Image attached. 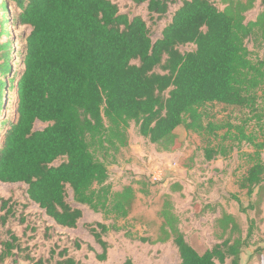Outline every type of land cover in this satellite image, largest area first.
Returning <instances> with one entry per match:
<instances>
[{"label":"trees","instance_id":"obj_1","mask_svg":"<svg viewBox=\"0 0 264 264\" xmlns=\"http://www.w3.org/2000/svg\"><path fill=\"white\" fill-rule=\"evenodd\" d=\"M133 1L147 3L153 19L163 18L177 3ZM219 1L223 8L211 0H182L155 40L147 20L122 12L112 0L0 3V36L9 35V5L17 10L14 21L30 27L17 70L12 71L11 42H0V181L27 184L28 199L63 227L75 228L83 217L82 208L67 200L68 188L76 203L111 220L86 225L101 247L96 253L100 261L108 259L107 234L124 230L128 238L144 243L172 240L180 264H242L252 226L243 236L235 216L223 211L216 223L228 236L200 253L180 229L170 194L165 195L155 237L135 236L121 221L130 219L137 193H149L148 183L136 180L139 189L134 183L115 189L109 171V163L130 144L132 122L139 136L168 152L177 144L175 130L184 126L200 136L220 138L215 145L207 141V160L230 153L233 145H226L227 140L251 145L253 150L246 152L250 166L239 186L249 197L264 191V140L248 130L251 120L264 130V58L247 44L264 45V0ZM258 2L256 17L248 19ZM188 44L195 48L182 51ZM15 89L16 111L4 118ZM209 103L239 107L247 116L240 123L212 120L205 110ZM37 121L49 124L36 129ZM180 188L178 183L171 186L173 191ZM0 201L5 226L16 206L11 198ZM7 233L0 262L20 249L19 236L10 228ZM75 246L82 247L80 242ZM55 256L56 264H83L67 248L51 249L50 258ZM124 264L135 263L128 257Z\"/></svg>","mask_w":264,"mask_h":264},{"label":"rangeland","instance_id":"obj_2","mask_svg":"<svg viewBox=\"0 0 264 264\" xmlns=\"http://www.w3.org/2000/svg\"><path fill=\"white\" fill-rule=\"evenodd\" d=\"M112 1L119 5L122 12L130 14L131 17L141 15L147 20L155 40L162 36L163 28L170 22L173 12L182 0H177L161 19H153L149 15L147 3L136 4L133 0ZM211 1L219 8H223L219 0ZM259 10L258 2L256 8L248 12V19H254ZM16 13L14 6L9 5L7 24L9 35L0 36V42L9 40L12 44V71L19 67L20 52L25 46L24 38L30 32L29 26H20L14 21ZM247 44L256 56L264 58V45L256 47L252 40ZM194 48L193 44L181 46L182 51ZM16 95L14 93V96ZM205 110L209 118L215 121L240 123L247 116V110L222 103H209L205 106ZM15 111L16 105L11 103L3 110L2 116L8 118L14 115ZM48 124L37 121L35 128L42 129ZM248 130L258 132L260 141L264 140V130H259L255 120H251ZM222 133L223 131L220 132ZM175 134L177 144L174 149L169 152L162 151L156 144L139 136L134 122L131 123L129 146L123 148L118 158L109 163L110 182L115 189H121L130 183H134L139 189L140 185L135 181L143 180L148 183L149 193H137L130 219L121 221V224L132 230L137 237L150 235L155 237L162 222L159 213L165 195L170 194L174 212L180 218V229L198 252L203 253L228 236L216 223L217 218L226 211L235 216L242 228L243 236H246L249 226L253 227L248 246L243 248L242 264H264V191L257 190L249 197L247 190L239 186L240 180L250 166L246 152L252 151L253 147L246 142L227 140L226 145H233L230 153L224 156L218 154L212 160H207L204 156L207 141L212 140V144L215 145L220 138L203 137L188 131L184 126H179ZM175 183L180 184L181 188L173 191L171 186ZM27 188L28 185L25 183L0 181V197L11 198L16 206V215L9 218L7 225L3 226L0 221V252L3 249L2 242L9 238L8 228L20 238V249H15V255L0 264H33L31 259L38 260L41 257L50 259L46 264H56L58 257L50 258L53 248L57 251L67 248L69 255L83 264H124L128 257L135 264H180L181 262L178 249L172 240L156 244L144 243L136 238H128L124 230L110 231L107 234L106 239L111 244L108 259L100 261L96 253L101 251V247L86 225L96 221L110 223L111 220H106L102 213L95 212L86 205L76 203L71 188H68L67 200L73 206L82 208L83 217L75 228L63 227L48 216L37 203L28 199ZM237 198L245 209L241 207ZM250 204H255L256 208H250ZM3 213L0 201V215ZM23 218L25 221H22ZM76 242L82 245L80 249L76 248Z\"/></svg>","mask_w":264,"mask_h":264},{"label":"bare ground","instance_id":"obj_3","mask_svg":"<svg viewBox=\"0 0 264 264\" xmlns=\"http://www.w3.org/2000/svg\"><path fill=\"white\" fill-rule=\"evenodd\" d=\"M14 93L17 94V90L15 89L14 92H13V104L16 102L17 98L16 96L18 97V94L16 96H14Z\"/></svg>","mask_w":264,"mask_h":264}]
</instances>
